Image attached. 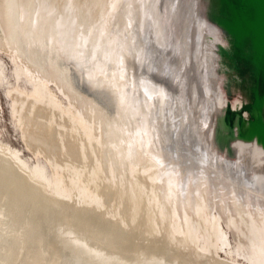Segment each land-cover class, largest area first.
<instances>
[{
  "label": "bare ground",
  "instance_id": "6f19581e",
  "mask_svg": "<svg viewBox=\"0 0 264 264\" xmlns=\"http://www.w3.org/2000/svg\"><path fill=\"white\" fill-rule=\"evenodd\" d=\"M219 45L204 0H0V50L28 87L11 115L49 168L0 143V264H264V198L165 153L147 125L163 91L165 141L264 195V147L236 118L226 141L222 112L249 128L253 80Z\"/></svg>",
  "mask_w": 264,
  "mask_h": 264
},
{
  "label": "water",
  "instance_id": "95a60500",
  "mask_svg": "<svg viewBox=\"0 0 264 264\" xmlns=\"http://www.w3.org/2000/svg\"><path fill=\"white\" fill-rule=\"evenodd\" d=\"M207 16L217 22L225 31L230 43V47L224 49L219 45V55L228 60L227 64L233 63L237 69L239 65L249 72L252 85V108L253 115L248 120L249 128L242 130L244 121L240 113H234L229 107L223 109L226 119L230 121L226 124L229 135L226 138H233L234 119L238 120V136L244 139L256 137L264 147V0H204ZM231 38V39H230ZM222 53V54H221ZM235 119V120H236ZM218 127L215 129V140L221 139L219 134L221 118H217ZM227 157H234V152L230 146L227 147Z\"/></svg>",
  "mask_w": 264,
  "mask_h": 264
},
{
  "label": "rangeland",
  "instance_id": "374dc122",
  "mask_svg": "<svg viewBox=\"0 0 264 264\" xmlns=\"http://www.w3.org/2000/svg\"><path fill=\"white\" fill-rule=\"evenodd\" d=\"M206 6H208L206 4ZM231 39V38H230ZM224 47V46H222ZM225 49V47H224ZM219 54V49H217ZM123 55H121V66L123 69H126V73L123 74L124 78L127 77L128 79L132 76L135 78L136 75L133 74L132 65L130 66H124V64H128V58L131 57V54H126L122 52ZM222 54V53H221ZM219 61L224 64L225 62L228 63V60L224 58L223 55L219 58ZM20 62L17 60V57L5 52L3 50H0V143L9 146L10 148H15L20 150V155L26 159L28 168L30 170L37 169L40 164V168H42V173L45 177L49 175V168L47 166V163L45 160L39 156L32 154L24 145L22 139L20 138L18 128L15 125L13 116L11 115V102H10V92L16 91L19 93L25 94L27 92V85L24 83L23 77H15L13 69L15 66H19ZM129 71H132L131 76L129 75ZM139 77V76H137ZM141 79L144 77L140 76ZM43 83H46L50 88L53 90H56L54 85L50 82H46L41 79ZM160 87V86H158ZM161 88V87H160ZM12 89V90H11ZM162 91V88L161 90ZM163 92V91H162ZM162 92L161 95L159 94L158 90L154 94V98L156 99L155 103V115L150 114L148 118V127L151 129L152 138L154 140V143L165 153H174L176 152L179 156L189 159L191 164H193L194 167H198L199 169H202L204 174L207 177L209 176V173H214L217 176H221L223 179L225 178V182L222 180V183H225L227 185L224 189H227L228 191L234 192L236 196H240L243 198V194L250 193L252 196L248 197L251 201L254 203H258L259 200L256 199L258 197L264 198V195L260 193H256L255 191H252L247 188V186L241 184L240 182H234L228 177L224 176L222 173H220L218 170L213 168V166L209 165L207 162L202 160L201 158L194 156L192 153L187 151L185 148H176L174 145H172L170 142H166L164 139V136L162 135V130L160 129L159 125V118L161 115L160 108L162 107L163 100L166 98V95H164ZM164 95V96H163ZM161 112V113H160ZM151 113V112H150ZM174 121V119H172ZM171 122V121H170ZM172 123V122H171ZM172 152V153H171ZM206 164V165H203ZM37 166V168H36ZM44 167V168H43ZM210 167V169H209ZM48 168V169H47ZM213 169V170H212ZM48 170V171H47ZM215 171V172H214ZM217 173V174H216ZM219 173V174H218ZM203 174V173H202ZM210 180H213L210 177ZM214 181V180H213ZM215 182V181H214ZM214 184H217L214 183ZM220 184V183H218ZM220 184L219 186H221ZM244 190H243V189ZM248 189V190H247ZM244 192V193H243Z\"/></svg>",
  "mask_w": 264,
  "mask_h": 264
}]
</instances>
